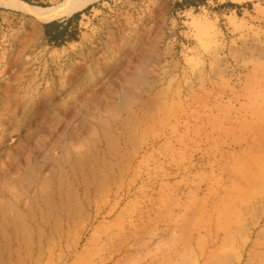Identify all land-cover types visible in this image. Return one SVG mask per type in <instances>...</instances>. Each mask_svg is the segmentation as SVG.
<instances>
[{
  "label": "rangeland",
  "instance_id": "rangeland-1",
  "mask_svg": "<svg viewBox=\"0 0 264 264\" xmlns=\"http://www.w3.org/2000/svg\"><path fill=\"white\" fill-rule=\"evenodd\" d=\"M177 1L0 6V264H264V0Z\"/></svg>",
  "mask_w": 264,
  "mask_h": 264
},
{
  "label": "bare ground",
  "instance_id": "bare-ground-1",
  "mask_svg": "<svg viewBox=\"0 0 264 264\" xmlns=\"http://www.w3.org/2000/svg\"><path fill=\"white\" fill-rule=\"evenodd\" d=\"M96 1L99 0H63L62 3H60V5L56 7L44 8V7L28 5L14 0H0V6L11 10L19 11L22 14L30 17L31 19L39 23H45V22H51L57 20L66 15L71 16ZM136 70L137 71L140 70V67H138ZM139 78L140 76H138V79ZM122 105L123 107H127L126 102H123ZM65 158L67 160L70 159V157H65ZM75 159L76 161H78V164H81V161H83L85 157L80 154ZM1 208H2L1 211L8 212L9 209H13V206L4 203L3 205H1ZM4 220H7V218L4 217Z\"/></svg>",
  "mask_w": 264,
  "mask_h": 264
},
{
  "label": "trees",
  "instance_id": "trees-1",
  "mask_svg": "<svg viewBox=\"0 0 264 264\" xmlns=\"http://www.w3.org/2000/svg\"><path fill=\"white\" fill-rule=\"evenodd\" d=\"M218 0H180L174 3L173 8L175 10L179 11H184L188 9H194L197 10L201 7H205L208 2H217ZM250 7V5H248ZM222 7H237L233 4L227 3L224 4ZM79 14L77 13L74 17H78ZM71 20H67L65 23V26L59 22H52L51 24H47L45 28L47 29L46 31V36H48L49 42L50 43H55L60 41V39L64 36L67 26L69 25ZM53 30V31H48V30Z\"/></svg>",
  "mask_w": 264,
  "mask_h": 264
}]
</instances>
